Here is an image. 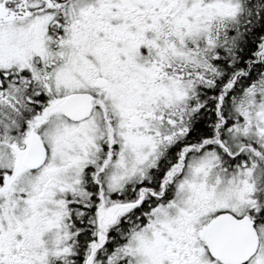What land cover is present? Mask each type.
I'll list each match as a JSON object with an SVG mask.
<instances>
[{"label":"snow or ice","instance_id":"snow-or-ice-1","mask_svg":"<svg viewBox=\"0 0 264 264\" xmlns=\"http://www.w3.org/2000/svg\"><path fill=\"white\" fill-rule=\"evenodd\" d=\"M0 264H264V0H0Z\"/></svg>","mask_w":264,"mask_h":264}]
</instances>
